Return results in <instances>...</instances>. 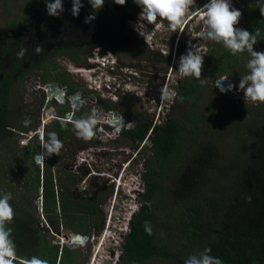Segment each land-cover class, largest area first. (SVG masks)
<instances>
[{"label": "trees", "instance_id": "16d2710c", "mask_svg": "<svg viewBox=\"0 0 264 264\" xmlns=\"http://www.w3.org/2000/svg\"><path fill=\"white\" fill-rule=\"evenodd\" d=\"M205 1L196 0L200 4ZM261 2L264 5V1ZM27 3L23 19L17 15L9 25L23 23L26 26L34 21V0H27ZM261 5L254 9L247 7L245 11L246 30L257 39L253 46L255 51H264ZM19 33L20 30L12 29L1 45L0 148L13 142L16 133L10 132L36 131L38 128L36 121L31 119L28 126L22 128L11 109L10 91L15 82L25 84L28 72L37 66L31 56H18L21 47L8 46L17 40ZM136 39V45L119 48L125 49L126 53H137L143 46L140 44L142 39ZM109 49L115 52L117 48L109 46ZM206 49L201 78L191 77L175 88L177 104L190 103L187 112L180 118L172 115L170 122L153 131L151 152L154 155L150 161L149 188L142 200L144 207L133 222L130 236L125 239L122 257L125 264H152L155 261L184 264L189 256L205 248H210V255L220 258L223 264H264V103L233 101L230 103L232 111L235 108L233 115L223 117L210 113L208 110L213 108L215 111L216 107L208 101L227 98L213 88L215 81L224 77L239 81L249 72L246 65L250 56L247 52L233 55L223 44L213 41ZM154 60L167 64V70L170 68V61L163 60L157 52ZM48 68L41 78L45 85L68 76L67 72L54 75ZM57 129L67 134L69 131L66 130H71L63 123H59ZM137 130L138 133L132 132V138L143 139L150 127L141 123ZM19 148L10 149L9 156L20 167L24 161L26 166H31L23 173L27 174L25 180L23 174L20 180L25 185L27 199L45 198L47 206L53 200L56 202L52 176L36 161L42 152L38 137L36 142ZM3 193L12 196L10 203L15 216L7 227L12 228L18 257L36 255L47 259L49 264H78L79 247L51 246L40 232L36 221L39 217L37 204V210L24 207L21 201L14 199V196L22 197L18 188L12 184L3 187L0 182V194Z\"/></svg>", "mask_w": 264, "mask_h": 264}, {"label": "flooded vegetation", "instance_id": "af4514ba", "mask_svg": "<svg viewBox=\"0 0 264 264\" xmlns=\"http://www.w3.org/2000/svg\"><path fill=\"white\" fill-rule=\"evenodd\" d=\"M81 2L84 6L80 9L79 15L74 17L71 14V0H62L64 11L57 17L52 16L53 20L50 22L51 16L47 13L44 0H34L33 22L35 24L31 23V28L25 33L31 35L33 33L36 38L24 47L27 49L26 53L29 52V49L34 50L35 46L41 45L38 44L40 41L37 40V37L41 35V31L46 29L43 26L47 25H51L49 31L53 37H59V35L61 37L64 35V29L69 30L71 27L72 32H80V38L99 36L105 40L108 48L109 46L117 48L115 52L109 49L113 54L120 51L118 49L121 45L131 43V37H134L136 43V38L139 36H137L134 26L133 29L128 27V22L136 23L135 20L138 19L141 8L134 4L133 0H126L123 6L115 4L113 0H104L103 7L95 13V19L90 23L84 21L85 17L92 13V8L88 0H81ZM121 13L122 16L117 19L118 14ZM195 13L193 10V15ZM121 18L123 22L120 20ZM158 22L161 23L159 19ZM164 23L167 26V21ZM128 33L132 35H128ZM3 35L4 38H2ZM8 38L9 32L0 34V46ZM115 38L127 40L119 42ZM144 42L142 40L140 44L145 46L146 42ZM42 47L43 53L41 52V54L47 55L45 53L50 52V49L45 43ZM88 51L90 52L89 57L96 56L93 51ZM130 53L135 55L136 52L130 51ZM137 71L140 73L134 74L133 77L129 78L130 81L126 80L131 85L130 88L139 86V84H135L136 80L141 81L139 79H142L143 82L149 83L148 81L153 79L150 71L144 69L142 65ZM167 74L166 64L165 70L158 77V91H155L149 84L145 90L137 89L134 91H127L125 84L121 87L116 85L114 98L110 93L98 89L88 91L85 87L75 88L67 80L64 82L60 79L50 83H60L61 86L58 87L54 96L50 97L49 92L45 91L47 95H43V97L47 101L52 99L55 101L44 104L45 101L43 100L40 103L39 111L36 114H31L29 118L39 124V129L24 133L33 140L35 136H38L36 132L42 130L40 127L43 126L44 139L46 133L56 132L58 138L63 142V148L58 155L46 156L47 166L45 169L52 176L57 200L56 202L53 200L48 206L45 198L42 200V204L37 203L39 214V217H36L37 227L47 238L48 243H50L48 240L49 232L47 233L45 228L50 229L57 237L79 233L87 237L86 242H89L92 236H94L93 240L96 237L100 239L102 236H107L111 233L109 230L115 226V221L120 220L117 218L120 215L118 213L120 207H123L131 216H129L128 231L120 230L119 232L123 233L125 239L130 236L133 222L144 207L142 200L149 188L147 182L151 177L150 161L154 155L152 152L150 153L153 131L156 127H162L170 122L173 113L172 109L168 116L167 112L163 111L165 105L160 104L162 89L166 86ZM105 78L106 75L103 74L102 79L106 80ZM40 89L42 88L40 87ZM59 93L62 94L63 101L58 98ZM143 100L146 102L144 103ZM146 104L153 107L154 110H149L145 106ZM88 116H92L96 120L95 135L90 140H85L76 135L73 120ZM119 122L123 124L119 126L117 124ZM59 123H63V126L71 129L66 130L69 131L68 134L57 129ZM141 123L150 127L147 137L143 139L132 138L133 133H138L137 128ZM48 124L51 125L46 127ZM29 132H31L30 135ZM72 134L76 136L74 140ZM37 163H45V159ZM126 176L130 180L128 183H125L127 182ZM123 190H127L126 196H123ZM135 194H138V200ZM40 199L38 201H41ZM136 203L138 204L136 205ZM43 211L46 214H42ZM42 217L43 219H41ZM70 240L71 238L68 241ZM56 244H58L57 241L54 245ZM123 246L125 247V243ZM78 264L80 263L78 262Z\"/></svg>", "mask_w": 264, "mask_h": 264}, {"label": "rangeland", "instance_id": "374dc122", "mask_svg": "<svg viewBox=\"0 0 264 264\" xmlns=\"http://www.w3.org/2000/svg\"><path fill=\"white\" fill-rule=\"evenodd\" d=\"M261 1L264 0H231L232 5L236 9L240 10L242 13L239 24L236 25V27L246 30V27H248L247 25L248 19L245 13L247 7H251L254 9L256 6L262 4ZM207 2L208 0H206L203 3V5ZM27 4H28L27 0H0V34L10 32L12 29L16 31L20 30L17 40L9 44L8 45L9 47H14V48L25 47L28 46V44L36 38V35H33V33L32 35L24 33L25 31H28V29L31 28L30 25L31 23L26 26H23V23H19L18 25L15 24L9 25V22L17 19L16 18L17 15H20L21 19H23V14H25ZM203 5L199 3H195V6L190 10L188 17L185 19V22L175 32L169 29L168 26H165L164 23L165 21H162L164 24V28L162 29L157 27L156 25L145 23L146 27L139 29L143 33V36L138 34L137 31L136 33L138 34L137 36H139L140 39H144L147 42L141 50L135 53V55L131 54L130 52L126 53L127 51H125V49H118L120 51L116 54H113L112 52H110L108 46L106 45V42H104L105 40H103L99 36H86L85 38H80L79 35L80 32L78 31L72 32V27L69 30L64 29V31L61 29V31H63L64 33V35H62L61 37L60 35L59 37H55V36L53 37L49 31L51 29L50 28L51 25L43 26L46 29L44 31H41V35L37 37V40L40 41L38 44H41L43 46V44L45 43V45L50 49V52L45 53L47 55H44L41 53L37 54L35 53L34 50L29 49V52L25 53V56L27 57L31 56L37 66L33 68V70L31 69L28 72L27 77L25 79V84H22L20 81H16L14 88L11 89L10 91L12 97L11 109L14 114V117L17 118L16 121L18 120L20 121V125L22 128L28 126L25 125L23 121L29 120L31 114L33 113L36 114L39 111L41 106L40 102H42V99L45 101L44 104H46L47 102L48 104H50L55 101L54 99H52L51 101H47L46 99H44L43 95H47L46 92L44 90H40L36 88V85L40 87L45 86L41 78L48 66L50 67L48 68V70L54 75H56L57 72H67L68 76L67 77L66 75L61 76L60 79L61 81L64 82L65 80L70 81V83L73 84L75 88L85 87L87 88L88 91H96L98 89L104 91L105 93H110L114 98L116 87L114 88V86H112L111 84H109V86H106L104 83L102 84V87L93 86L90 83L91 81L90 74L93 75L97 74L98 67L102 65V68L110 70L113 73V76L117 75V77H119V82L123 79V81L126 83L127 91L128 90L134 91L137 89L145 90L148 88V84L149 86H152L155 91H158L159 89L158 77L161 76V73L165 70L166 64L154 60L155 53L157 52L163 57V60L165 59L170 61V68L167 74L165 87L169 89H173L177 93L175 88H177L180 85V83L186 81L187 79H191V76L189 77L179 76L178 61L180 59V56L186 54V52L189 49L200 54L203 51V47L210 44L211 42L210 40H207L204 37L197 35V33L200 31V27L204 25L202 16H200V18L196 20H192L194 16L193 10L197 13L199 12L198 8ZM121 16L122 13L118 14L117 19H119ZM51 20H53L52 16L50 17V22H52ZM120 20L123 22L122 18ZM17 22H20V20H17ZM32 23L35 24L34 22ZM159 23L160 22L157 21V24ZM33 30H31V32H33ZM128 35H132V34L128 33ZM86 39L89 40L83 41ZM118 40L119 42H122L127 39L119 38ZM130 40L134 44L131 42L125 44L126 46L136 45L134 37H131ZM138 45L140 44L138 43ZM88 50L93 51V53H95L96 56L98 53H103L106 56H110V55L113 56V59H115L119 67L117 65H115L116 69H113V67L112 68L111 67L109 68L107 66L105 67L102 63H99L96 56H94V59L89 57L90 52ZM2 52L3 49L2 46H0V57ZM70 53L76 55V57L74 58L73 56L70 55ZM3 61L6 62V60ZM140 63L144 69L150 71V74H152L151 77L153 79L151 81H148L149 83L143 82L142 79H139L141 81L136 80L135 84H139V86L130 88L131 85H129L127 81H130L129 78L133 77L134 74L140 73V71H137L138 69L141 68ZM130 67L133 69H131ZM173 67L174 70L172 71ZM225 78H227V80L231 81L233 84L239 83V81L236 80L234 81L230 77H225ZM204 83L207 84L206 82ZM213 88H215V86ZM177 99L178 96H176L172 104L166 103V105L163 107V111H166L168 116L171 114L172 109H173L172 115L176 117L177 116L179 117L183 115L184 112H187L190 103L189 104L182 103L178 105L176 101ZM152 100L154 101V99ZM167 100L168 99L165 98L166 102ZM143 102L145 103L146 100H143ZM231 102L233 103V100L230 97H227L225 99L220 98L218 100H215V102L208 101L209 105L211 106L215 105L216 107L215 111L213 110V108H211V110L208 111L214 114L217 113L218 115L223 117L231 116L235 113V108L233 109V111L230 108ZM160 104H163L162 96L160 97ZM145 106L148 107L149 110H154V108L150 107V105L146 104ZM202 112H204V114H209V112L205 110H201V113ZM35 124H37V127L39 126L37 122H35ZM50 125L51 124H48L46 125V127ZM39 131L41 132L42 130H38L37 132ZM26 132L27 131L23 129L14 133L10 132L11 134L16 133L13 142L8 143L6 146H4V148H0V182L3 187L12 184L15 189L18 188L19 191L18 194H21L22 197L20 196L19 198H17L16 196H14V199L21 201V204H24V207L26 206L31 210H37L36 204L40 201L35 200V198L28 200L26 197L25 185L20 183V180L22 178L25 180L26 177L24 176L27 175V174L24 175L23 173L28 172L29 169H31V166L29 165L26 166V163L24 161L22 166L20 167L17 163H15V160L11 159L9 156L10 149H14L17 147H20L19 149H23L24 147L29 146L30 143L36 142L37 137L41 143L40 135L35 136L34 139L31 140V138H28L26 135H24V133ZM30 133L31 132H29L28 134L30 135ZM75 137L76 136L72 134L73 140L75 139ZM24 141H26L27 144L24 143ZM151 151L152 150L150 149V153ZM43 152L44 149L42 148L41 154ZM40 166L42 169L47 166L46 157H45V163H41ZM21 174H23L22 178H21ZM42 176H43V170H42ZM125 178L127 179V182L125 183H128L130 181L128 179V176H126ZM171 186L174 185H168V187ZM174 187L177 188V186ZM122 192H123V196H126L127 190L126 191L123 190ZM41 199L43 200V198ZM137 204L138 203H136V205ZM44 213L46 214V212L43 211L42 214ZM118 213H120V215L117 216V218H119L120 220L117 219V222L115 221V226L113 227V229L110 228L112 230H109L111 233L108 234L107 237L102 236L100 239L99 237H96L95 240H93L94 236H92L91 239L92 241L90 240L89 242H85L84 244L80 243L78 245L79 247L78 251L80 253V257H79L80 264H117V262L119 261L120 263L118 264H125L124 258H122L124 254L123 243L125 241V237L122 239L123 235L120 234L119 231L120 230L128 231L127 230L128 221H129V216L131 215H129L127 211L124 210L123 207H120L118 209ZM41 219H43V217ZM71 242L72 241L70 240L68 243ZM100 245H102V247H100ZM94 257H95V261L93 262ZM152 264H166V263L161 261H155Z\"/></svg>", "mask_w": 264, "mask_h": 264}, {"label": "clouds", "instance_id": "9594fccd", "mask_svg": "<svg viewBox=\"0 0 264 264\" xmlns=\"http://www.w3.org/2000/svg\"><path fill=\"white\" fill-rule=\"evenodd\" d=\"M44 2L49 16L57 17L64 11L62 0H52V2L44 0ZM113 2L123 6L126 0H113ZM71 3V14L76 17L84 5L81 0H71ZM88 3L92 8V13L85 17V23H90L95 19V13L103 7L104 0H88ZM133 3L141 8V12L136 23L133 24L132 21H129L128 27L130 26L133 29L134 26L138 34L143 36V33L139 30L140 28L146 27V24H153L162 29L164 28L162 21H167L168 28L175 32L185 22L190 10L195 6L196 0H133ZM198 11L200 13H196L192 20H196L202 16L204 25L200 27L201 32H198L197 35L223 44L233 55L244 52L249 54L250 59L246 65L249 72L239 80L238 87L239 90H243L244 97L251 102L264 103V51L254 50L253 46L257 43L255 35L248 30L236 27L242 15L241 11L232 5L231 0H208L207 3L198 8ZM260 12L264 15V5L260 6ZM158 18L161 21L159 24H157ZM145 22L147 23L145 24ZM203 50H205V53L207 52L206 46L203 47ZM34 51L39 54L43 51V47L37 45L34 47ZM26 52L27 49L21 47L18 56L22 58ZM203 57L202 52L198 54L191 49L186 54L181 55L178 61L179 76H191L200 79L204 67ZM96 58L105 67L116 69L115 65L117 63L113 59V56L98 53ZM97 70V74H90V83L93 86L102 87L103 83L106 86L111 84L114 88L116 85L120 87L123 84L126 85L123 79L119 82V77L117 75L113 76V73L108 69L102 68V65ZM173 70L174 67L172 68ZM103 74L106 75V80L102 79ZM176 96L175 90L167 87L162 89L164 105L166 103L172 104ZM165 98L168 99L167 102ZM24 123L28 125L30 121L25 120ZM73 125L76 135L82 139L90 140L95 135L96 120L92 116L75 119L73 120ZM36 135H39L38 132H36ZM47 135L48 139L45 140L44 134L41 131V147L44 149V152L40 155V160L45 159L46 156L58 155L63 148V142L58 138L56 132H50ZM135 197L137 200L139 199L138 194H135ZM11 199V193L0 194V264H49L47 259H42L36 255L30 258L18 257L17 246L12 239V228L7 227V225L12 223L15 216L14 209L10 203ZM120 234L123 235L122 232ZM84 243L81 242V244ZM61 245H66V242ZM210 252V248H205L203 251L189 256L184 261V264H223L220 258L210 255Z\"/></svg>", "mask_w": 264, "mask_h": 264}, {"label": "water", "instance_id": "95a60500", "mask_svg": "<svg viewBox=\"0 0 264 264\" xmlns=\"http://www.w3.org/2000/svg\"><path fill=\"white\" fill-rule=\"evenodd\" d=\"M229 85V82L228 81H220L219 82V86H222V87H227ZM60 83H52V84H47L45 85V87H41L42 89H40L39 87L40 86H37L36 85V88L37 89H40V90H44V91H48L49 94H50V97L54 96L55 92L58 91V87H60ZM58 98L63 101V96L61 93L58 94ZM119 126H121L123 123L122 122H119L117 123ZM40 129L43 130V126L40 127ZM37 162H42V160H40V156L37 157ZM40 203L42 204V199H40ZM45 231L49 234H48V240H50V244L51 245H54V243H56V241L58 242V244H62V243H65L71 247H76L79 245V243L81 242H86L87 240V237L86 236H83L79 233H71L69 236H60V237H57L55 236L51 231L50 229H47L45 228ZM71 236V237H70ZM71 238V243H68L69 239Z\"/></svg>", "mask_w": 264, "mask_h": 264}, {"label": "built area", "instance_id": "2783aa9c", "mask_svg": "<svg viewBox=\"0 0 264 264\" xmlns=\"http://www.w3.org/2000/svg\"><path fill=\"white\" fill-rule=\"evenodd\" d=\"M205 50L202 51V55L204 56ZM220 81H228L227 78H222L220 80L215 81L213 87L215 86V90H217V92L219 91V93L224 96V97H230L232 98L233 101H235L236 103H241V102H247L249 104H253V102H251L250 100H248L247 98L244 97L243 94V90H239V83L238 84H233L231 81L229 82V85L227 87H222L219 86V82ZM230 95V96H229ZM38 134L40 135L41 132L39 131Z\"/></svg>", "mask_w": 264, "mask_h": 264}, {"label": "bare ground", "instance_id": "6f19581e", "mask_svg": "<svg viewBox=\"0 0 264 264\" xmlns=\"http://www.w3.org/2000/svg\"><path fill=\"white\" fill-rule=\"evenodd\" d=\"M133 209V208H132ZM135 209V208H134ZM115 217V216H114ZM127 220V219H126Z\"/></svg>", "mask_w": 264, "mask_h": 264}]
</instances>
